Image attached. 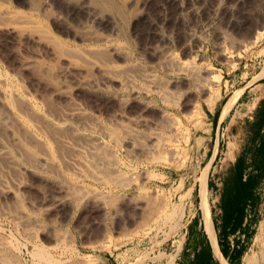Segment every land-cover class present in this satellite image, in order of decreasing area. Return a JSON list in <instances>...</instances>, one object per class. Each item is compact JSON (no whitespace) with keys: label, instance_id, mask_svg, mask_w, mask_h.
Wrapping results in <instances>:
<instances>
[{"label":"rangeland","instance_id":"374dc122","mask_svg":"<svg viewBox=\"0 0 264 264\" xmlns=\"http://www.w3.org/2000/svg\"><path fill=\"white\" fill-rule=\"evenodd\" d=\"M96 1L101 2L97 3ZM178 1L183 6L182 8H180ZM263 2L264 0H0V14L1 12L4 14V11L5 13L11 11L10 13L19 15L25 21L23 23L25 25L22 23H10L9 25L0 20V73L2 75L8 74L6 76L9 77V84L20 87L21 97L34 102L35 108L37 107L36 110L40 111L41 115L49 117V120L57 119L72 107L80 109L84 116L81 120L76 118L74 122L78 124L79 122H86L90 126H88L89 130L88 128H86L87 130H79V133L84 136H76V141H74L79 143L90 137L89 141H92L90 143H99L102 147L104 146L102 152H108L106 155L110 156L109 153L112 152L111 157L113 156L112 158L117 163L115 169L121 170L120 173L126 176H123V180L127 182L124 183L130 184L128 188L125 187L124 191L106 192L103 189L101 178L110 177L112 179L115 176L109 175L110 172L108 173L109 170L105 164L92 166L99 171H97V175H92L94 180L89 175L80 176L70 163L71 151L55 143L54 132L50 128L45 132L50 137L47 140L51 143L56 156L51 161L53 166L50 164V166L41 167L36 171L29 169L30 166L31 168L34 166V162H28L25 154L22 153V155L21 152L15 151L17 148L14 149L15 146L9 142L5 131L0 127V133H2L0 136H3L2 139L5 143L8 140L9 144L6 145L14 150L16 158L20 157L17 160L23 166L19 170L14 167L12 162L0 157V250L9 258L10 264H39L37 260L35 261L38 263L32 259L33 257H30L33 254V246L45 248L55 264H81V261L82 264H102L109 257L124 256L127 252L130 255L138 256L140 261L151 258V261L159 262L162 257L161 252H164V249L166 252H171L173 249V253L167 261V264H173L180 250L183 240L182 234L187 228L189 218L193 212L199 209V183L204 171L207 170L205 194L208 202H210L208 204L216 215H220L217 200L221 198L231 199L230 190L236 184L235 161L240 158V167H251V157H248L246 144L250 130L248 128L250 115L246 100L243 101V97H241L240 100L242 99L243 103H237V99L242 93L240 88L247 85L249 77L253 76L259 67L264 65V38L257 44L248 45L257 28L261 31L264 27ZM93 17L97 20L93 21ZM28 20L31 21L28 22ZM26 21L29 25L26 24ZM10 28H13L15 32ZM30 36L32 39L38 37V40L35 41L36 38L32 40L29 38ZM47 37L49 39L53 37L51 42L54 40L65 45L64 50L67 51L68 48V52H74L76 50L74 48H77L76 51L80 53L87 52V50L104 52L107 54L105 58L108 60L100 59V61L99 58H96L94 66H87L92 70L85 68L87 69L86 72L82 70L86 65L81 64L83 58L80 57L79 52L72 54L65 51V55L60 56L61 52L56 55L57 52L54 49L55 57L54 53L52 54L53 43ZM109 41L110 45L107 44ZM112 45L117 46L121 52L114 53ZM247 45L248 48L245 47ZM221 46L226 49V52L224 48L219 49ZM80 48H83V51ZM86 48L88 49L86 50ZM188 49L192 52L191 56L194 54L197 58L202 59L204 65L210 66L211 72L218 77V83L216 87L208 89L204 94L195 92L182 97L178 92L182 93L185 89V84H187L185 78L183 80L181 75L169 73L163 62L169 54L184 59V54L187 53ZM67 55L69 56L66 57ZM71 57L73 59L79 58V60H72ZM61 58L63 59L61 60ZM64 59L71 60V63ZM27 61L32 64L26 71L21 68V63ZM73 62L77 66L74 67ZM70 65L74 68H71ZM79 65L81 70L78 69ZM68 66H70V70ZM88 70L92 72L90 73ZM104 70H107L110 76L105 74ZM138 70H140L139 72H149L147 74H152L150 76L154 75L158 81V86H162V83L165 87L169 85L165 90H172V92L168 91L171 93L170 97L173 95L171 101L173 98L175 102H173L172 107L164 105L153 92L155 89L151 85V81L145 78L146 74L144 73L143 76V72L139 73ZM117 71L122 72L118 74ZM131 71H133L132 76ZM85 72L89 74V76L86 74V77L90 80V87L76 88L75 80L84 77ZM125 72L127 75L124 74ZM213 74L211 73V75ZM119 77L123 82L122 87ZM136 78L139 79L136 80ZM124 82L128 83H126L128 87ZM175 83L179 85L177 86ZM135 87L138 90H135ZM119 88L123 91L121 93L123 98L120 97V99H118L119 96L112 95L118 94ZM132 88L135 92L132 91ZM175 89L178 91L175 92ZM54 90H57L60 96L54 95ZM124 90L126 91L124 92ZM61 91L70 93L68 98ZM213 91L214 95L212 96L214 98L211 96L209 99L210 93ZM142 92L144 94L140 96ZM172 93H177L178 96ZM231 98H235V101L228 112L224 114V107ZM120 101L121 103H119ZM196 101L203 106L202 111L188 107V103L192 104ZM237 104L242 105L236 108ZM145 106L149 107L144 108ZM162 108H172L171 112L178 118L180 117L179 120L182 124L180 130L174 132L175 129L169 128L168 125L166 129L161 128L167 124L157 111ZM219 111H221L219 127L216 128L214 114ZM196 115L198 116L196 117ZM137 119L144 121L143 125L135 124L134 121ZM231 125H235L233 130ZM90 127L92 128L90 129ZM149 127L161 130L157 133L163 132L166 142L170 139L172 144L168 141L166 148L169 151H165L170 159L163 154L164 156H160V161L157 160V163H151L144 167L140 163L144 158L141 157L140 144L130 146L125 130L130 128L128 130L133 131L134 129L133 137L141 140ZM165 130H169V132H165ZM135 132L136 134H134ZM182 132L184 133L182 134ZM107 133H112L111 135L117 141H113V138L110 140ZM68 134L66 136L71 138L72 136ZM168 135H172V137H168ZM182 136L187 137L186 140H189V143L185 142V144L184 141L186 140ZM173 138L175 142H173ZM80 139L81 141H79ZM143 140L141 142L145 144ZM35 151H39V148L37 147ZM62 155L64 159L66 158L65 160L61 158ZM60 158L63 162H67L63 163L59 160ZM87 159L94 164L99 162L98 159L90 157ZM39 170L43 171L39 172ZM100 171L103 174L108 173V175H103ZM150 172L153 175L156 173L155 176L150 175ZM246 179H248L247 176ZM207 184L209 186L208 195L206 193ZM65 186L67 187L65 188ZM62 188L65 189L62 190ZM75 188L77 189L75 190ZM65 190L71 201L68 200L59 205L55 204L56 199L66 195ZM102 193L103 195H101ZM254 193L256 196L252 205L249 204L250 207H244L246 225L250 233H247L248 236L243 249L244 254L240 264H249L250 259L259 251L263 241L261 239L264 238V182L254 189ZM97 196L101 198L99 203L95 201ZM71 197L75 198L71 199ZM245 201V199L242 200V202ZM160 204L162 205L160 206ZM179 205L184 206V217L181 222L184 227L176 232V219H167L168 221L162 223V221L158 222V216L164 211L166 213V209L168 213L170 209ZM152 209L155 211L152 212ZM162 210L163 212H161ZM248 225L250 226L248 227ZM134 232L136 233L134 234ZM10 243L12 244L11 247L9 246ZM170 245L173 248H170Z\"/></svg>","mask_w":264,"mask_h":264},{"label":"bare ground","instance_id":"6f19581e","mask_svg":"<svg viewBox=\"0 0 264 264\" xmlns=\"http://www.w3.org/2000/svg\"><path fill=\"white\" fill-rule=\"evenodd\" d=\"M60 1V0H59ZM174 1H177V0H174ZM187 1V0H186ZM260 1V0H259ZM97 2V1H96ZM101 2V1H100ZM100 2H97V3H100ZM111 2H113V1H111ZM147 2V1H146ZM182 2V1H181ZM96 3V4H97ZM148 3V2H147ZM150 3V2H149ZM178 3H180L179 1H178ZM236 3V2H235ZM234 3V4H235ZM264 3V2H263ZM114 4V3H113ZM168 4V3H167ZM176 4V3H175ZM188 4V3H187ZM75 6V5H74ZM79 6V5H78ZM85 6V5H84ZM101 6V5H100ZM115 6V5H114ZM126 6V5H125ZM145 6V5H144ZM179 6H180V8H182L183 6L181 5V3L179 4ZM83 7V6H82ZM103 7V6H102ZM109 7V6H108ZM116 7V6H115ZM262 7V6H261ZM32 8H34V7H32ZM65 8V7H64ZM95 8V7H94ZM83 9V8H82ZM88 9V8H87ZM93 9V8H92ZM264 9V8H263ZM76 10V9H75ZM78 10V9H77ZM120 10V9H119ZM118 10V11H119ZM181 10H183V9H181ZM73 11V10H72ZM87 11H89V10H87ZM87 11H85V13H87ZM118 11H115V12H118ZM184 11V10H183ZM219 11V10H218ZM224 11V10H223ZM226 11V10H225ZM9 12V13H8ZM7 13H5V11H4V14H2L3 12H1V14H0V17H1V21L3 20V21H5L7 24H9L10 25V23H15V24H17V23H24L25 21L23 20V18L22 17H20L19 15H17V14H15V13H10L11 11H8ZM33 13V12H32ZM31 13V14H32ZM84 13V12H83ZM181 13V12H180ZM215 13V12H214ZM219 13V12H218ZM264 13V12H263ZM74 14V13H73ZM75 14H77V13H75ZM87 14H89V13H87ZM118 15H119V13H117ZM122 14V13H121ZM223 14V13H222ZM225 14V13H224ZM260 14V13H259ZM93 15V14H92ZM116 15V14H115ZM179 15H181V14H179ZM88 17V16H87ZM263 18V17H262ZM25 19V18H24ZM122 19H124L123 17H122ZM80 20V19H79ZM88 20V19H87ZM94 20H97L95 17H93V21ZM230 20V19H229ZM2 21V22H3ZM31 21V20H30ZM29 20H28V22H30ZM33 21V20H32ZM90 21V20H89ZM92 21V20H91ZM112 21V20H111ZM27 21H26V24H28L29 25V23H28ZM225 22V21H224ZM5 23V24H6ZM258 23V22H257ZM237 24V23H236ZM262 24H263V22H262ZM4 25V24H3ZM20 26H21V24H19ZM23 25H25V24H23ZM31 25V24H30ZM37 25V24H36ZM11 26H14V25H11ZM18 26V25H17ZM38 26V25H37ZM235 26H237V25H235ZM264 26V25H263ZM113 27V26H112ZM219 27V26H218ZM245 27V26H244ZM260 27V26H259ZM114 28V27H113ZM234 28V27H233ZM257 28V27H256ZM262 28V27H261ZM6 29H7V27H6ZM10 29H12V31H14V29L13 28H10ZM118 29V28H117ZM37 30V29H36ZM36 30H35V32H36ZM116 30V29H115ZM260 29L259 28H257V30L255 31V33H254V35H253V38H252V41L250 42V43H248V45L249 46H252V45H254V44H257L258 42H260L263 38H264V27H263V29L261 30V31H259ZM8 31V30H7ZM29 31H32V30H29ZM44 31V30H43ZM47 31V30H46ZM15 32V31H14ZM23 32H25L24 30H23ZM27 32V31H26ZM33 32H34V30H33ZM37 32H38V30H37ZM41 32V31H40ZM119 32V31H118ZM17 34V33H16ZM32 34V33H31ZM45 34V33H44ZM15 35V34H14ZM38 35V34H37ZM48 35V34H47ZM89 35V34H88ZM92 35V34H91ZM252 35V34H251ZM32 36V35H31ZM29 37V38H31L32 39V37ZM36 36V35H35ZM122 36V35H121ZM26 37V36H25ZM51 37V36H50ZM36 38V37H35ZM35 38L34 39H32V40H35ZM38 38V37H37ZM36 38V40L35 41H37L38 39ZM48 38V37H47ZM88 38H89V36H88ZM49 39V38H48ZM51 39H53V37L51 38ZM51 39H49L50 40V42H51ZM224 39V38H223ZM225 40V39H224ZM224 40H222V41H224ZM106 41V40H105ZM104 41V42H105ZM63 42V41H62ZM97 42V41H96ZM51 43H53L52 44V49H53V52H52V54L54 53V56H55V52H54V49L56 50V52H57V54L56 55H58L60 52H61V54H59L60 56H64L65 55V51L66 50H64V48H65V45H63V44H61L60 42H58V41H52ZM107 44L108 45H110V41L109 42H107ZM106 44V45H107ZM112 44V43H111ZM222 45H223V43H221ZM50 45V44H49ZM64 47H63V46ZM122 45V44H121ZM245 46L246 48H248L249 46ZM69 46V45H68ZM88 46V45H87ZM91 46V45H90ZM113 46V45H112ZM111 46V47H112ZM116 46V45H115ZM93 47V46H92ZM91 47V48H92ZM97 47V46H96ZM95 47V48H96ZM98 47H101V46H98ZM70 48V47H69ZM94 48V47H93ZM109 48V47H108ZM113 48V51H114V53L115 52H121L120 50H119V48L116 46V47H112ZM221 48H224V47H220L219 49H221ZM232 48V47H231ZM74 49H76L77 50V48H74ZM79 49V48H78ZM80 49H82L81 51H83V48H80ZM88 48H86V50H87ZM185 49V48H184ZM244 49V48H243ZM59 50V51H58ZM70 50H72V49H70ZM76 50H74V52L72 51V52H70V53H74V54H76L77 52H79V51H76ZM84 50H85V48H84ZM99 50V49H98ZM102 50V49H101ZM104 51H105V49H103ZM108 50V49H107ZM186 50H187V48H186ZM224 50H225V52H226V49L224 48ZM234 50V49H233ZM247 50V49H246ZM235 51V50H234ZM68 52V48H67V51H66V53ZM68 52V53H69ZM107 52V51H106ZM109 52V51H108ZM80 53V52H79ZM111 53V52H110ZM191 53L192 52H190V49H188V51H187V53H185L184 54V59H180V58H178L177 56H175L174 54H169V55H167V57H166V59H165V61L163 62L164 64H165V66H166V70L169 72V73H172V74H177L178 76H182V78H183V80H184V78H185V81H186V83L187 84H185L186 85V87H184L185 89L182 91V93H180V92H178L180 95H182V97L183 96H187V95H189V94H194L195 92H200L201 94L203 93H205V92H207V90L208 89H210V88H213V87H216V84L218 83V77H216V76H214L215 74H213V72H211V69H210V66L209 65H204V62L202 61V59H200V58H197V56H194V54L191 56ZM64 54V55H63ZM81 54V56L80 57H82L83 58V62L81 61V64L82 63H84L85 65H86V67H84V69H82V70H85L86 72H87V69H90V70H92L91 68H87V66H89V67H92V66H94L95 64H96V58H99L98 60H100V59H102V60H108L107 58H105V56L107 55L106 53H104V52H98V51H88L87 50V52L86 51H84L83 53L81 52L80 53ZM83 54V55H82ZM77 55H79V54H77ZM116 55V54H115ZM226 55V54H225ZM60 56H59V58H60ZM69 55H67L66 57H68ZM76 56V55H75ZM223 56H224V54H223ZM228 56V55H227ZM56 57V56H55ZM110 57V56H109ZM229 57V56H228ZM76 58V57H75ZM73 59L72 57H71V59L72 60H79V58L78 59ZM128 58V57H127ZM230 59H231V57H229ZM228 58V59H229ZM57 59H58V57H57ZM63 58H61V60H62ZM64 60H67V59H64ZM111 60V59H110ZM227 60V59H226ZM59 61V60H58ZM68 62H70L71 63V60L69 61V59L67 60ZM101 61V60H100ZM127 61H128V59H127ZM78 62V61H77ZM106 62V61H105ZM110 62V61H109ZM100 63V62H99ZM102 63V62H101ZM100 63V64H101ZM107 63H108V61H107ZM162 63V64H163ZM30 64H32L31 62H29V61H27V62H22L21 63V68H23V69H27V68H29V66H31ZM74 64V65H73ZM73 66L75 67V66H77V65H75V63L73 62ZM104 64H106V63H104ZM72 65H70V66H72ZM109 65V64H108ZM112 65V64H111ZM70 66H68V68L70 67ZM71 67V68H74V67ZM79 67V68H78ZM77 68L78 69H80L81 70V68H80V65L78 66ZM129 68H130V66H128ZM85 68H87V69H85ZM133 68H135V67H133ZM137 68V67H136ZM163 68V67H162ZM212 68V67H211ZM97 69H98V67H97ZM101 69H104V68H101ZM100 69V70H101ZM69 70H70V68H69ZM96 70V69H95ZM99 70V69H98ZM97 70V71H98ZM133 70V69H132ZM164 70V69H163ZM213 70V69H212ZM27 71V70H26ZM89 71V70H88ZM110 71V70H109ZM112 71V70H111ZM114 71V70H113ZM119 71V70H118ZM117 71V72H118ZM126 71H128V73H130L129 72V70H127L126 69ZM137 71V70H136ZM140 70H138V72H139ZM68 72V71H67ZM75 72V71H74ZM85 72V76L84 77H80L79 79H77V80H75L76 81V85H75V87L76 88H83V87H85V86H89V85H91L90 84V80L88 79V77H86L87 75L86 74H88V73H86ZM90 72V71H89ZM92 72V71H91ZM90 72V73H91ZM122 72V71H121ZM121 72H118V74L119 73H121ZM143 71H141V72H139V73H142ZM163 72V71H162ZM103 73V72H102ZM104 73L105 74H107V75H109L110 76V74H109V72H107V70H104ZM127 72H125L124 74H126ZM145 72H143V76L145 75V78H147V79H149L150 81H151V85H153V87H154V89H155V91H153V92H155L156 93V95L159 97V99L164 103V105H166L167 107H172L173 106V104L175 103L173 100V98H172V101H171V97L173 96H171L170 97V95H171V93H168V91L169 90H165V89H167L166 87L168 86L169 87V85H167L166 87L163 85V83L161 84L162 86H158L159 84H158V81H157V79H155V76L153 77V76H150V75H152V74H150V75H148L147 73H149V72H147V73H145ZM211 73L213 74V75H211ZM63 74H64V72H63ZM74 74V73H73ZM116 74V73H115ZM132 74H133V71H131V76H132ZM171 74V75H172ZM6 75H8V74H6ZM6 75H2L1 73H0V127L1 128H3V131H5V135H7V137L9 138V142H11V144L12 145H14L15 147H14V149L15 148H17V150H15V151H19V152H21V154L23 153V154H25L26 155V159H27V161L28 162H34V166L31 168V166H30V168L29 169H32V170H38L39 168H41V167H46V166H50V164L52 165V163H51V161L56 157L55 156V154H54V152H53V150H52V145H51V143L47 140V138L49 139L50 137L47 135L48 133H46L45 132V130L47 131V129L48 128H50V129H52L53 130V132H54V138L53 139H55L56 140V144L58 143L59 145H61L62 146V148L64 147V148H67V149H69L70 151H71V156H70V154H69V160H70V163H71V165L74 167V170H76L78 173H79V175L80 176H92V175H97V173L99 172L98 171V169L97 168H95V167H92V166H96V165H102L103 166V164H105L106 166H107V169L109 170L108 171V173H109V175H113V176H115V177H112V179L109 177V178H104V179H102L101 177V182H102V184H103V189L106 191V192H108V193H112L113 191H124L125 190V187L126 188H128L129 186H130V184L128 183V184H126L127 182L126 181H124L123 180V176H125V175H122L121 173H120V171L119 170H116L115 169V167H116V162H115V159L114 158H112L111 157V153H109L110 154V156L109 155H106V153H108V152H106V153H104V152H102V150H104V146L102 147V145L101 144H93V143H90V142H92L91 140L89 141V138L87 139L86 137V140H84L83 142H79V143H77V142H75L76 140H75V137L76 136H81V137H83L84 135H82V134H80L79 133V130H81V129H86V128H88V130H89V127L88 126H90V125H88L86 122H79V124L78 123H76V122H74L75 120H76V118L77 119H79L80 118V120H81V118L84 116L83 115V113H82V111L80 110V109H78V108H75V107H72L71 109H69L64 115H62V116H59L57 119H55V120H49L48 118H47V116L45 115H41L37 110H36V108H35V104H34V102H32L30 99H26V98H24V97H21V89H20V87H17V86H12V84H9V77L8 76H6ZM82 75V74H81ZM103 75V74H102ZM127 75V74H126ZM62 76V75H61ZM88 76H89V74H88ZM130 76V75H129ZM63 77V76H62ZM112 77H114V76H112ZM171 77V76H170ZM130 78V77H129ZM144 78V79H145ZM154 78V79H153ZM118 79H120V84H121V87H122V83L123 82H121V78L119 77ZM137 79H139V78H136V80ZM162 79V78H161ZM72 80V79H71ZM110 80V79H109ZM122 80H123V78H122ZM149 80H147L148 82H150ZM165 80V79H164ZM176 80H177V78H176ZM157 81V82H156ZM138 82V81H137ZM181 82V81H180ZM125 83V85H126V83L127 82H124ZM171 83H173V82H171ZM182 84H183V82H181ZM180 83V84H181ZM128 84V83H127ZM148 84V83H147ZM146 84V85H147ZM169 84V83H168ZM175 84H177V83H175ZM174 84V85H175ZM181 84V85H182ZM130 85V84H129ZM140 85V84H139ZM179 84H177V86H178ZM73 86V85H72ZM127 86V85H126ZM134 86H137V85H134ZM145 86V85H144ZM176 86V85H175ZM182 86H184V85H182ZM90 87V86H89ZM128 87V86H127ZM141 87H143V86H141ZM145 87H147V86H145ZM171 87V86H170ZM85 88H87V87H85ZM92 88V87H91ZM107 88V87H106ZM130 88H131V85H130ZM174 88V87H173ZM178 88V87H177ZM176 88V89H177ZM180 88V87H179ZM61 89V88H60ZM104 89H105V87H104ZM120 89V90H119ZM118 90V94H112V95H114L115 97L116 96H119V98L118 99H120V97H122V90H121V88H119ZM137 88L135 87V90H136ZM151 89V88H150ZM153 89V88H152ZM175 89V90H176ZM128 90V89H127ZM134 90V88H132V91ZM135 90H134V92H135ZM138 90V89H137ZM144 90V89H143ZM142 90V91H143ZM148 90V89H147ZM147 90H145L146 91V93H147ZM180 90V89H179ZM181 90H182V87H181ZM219 90V89H218ZM217 90V91H218ZM60 91V90H59ZM96 91V90H95ZM126 90H124V92H125ZM140 91V90H139ZM171 92H172V90H170ZM169 91V92H170ZM178 90H176L175 92H177ZM54 95L55 94H57V95H59L58 93V91L57 90H54ZM62 93H64L63 91H61ZM128 92V91H127ZM144 92V91H143ZM142 92V94L140 95V96H142L144 93ZM152 92V93H153ZM174 92V91H173ZM174 92V93H175ZM109 93V92H108ZM117 93V92H116ZM139 93V92H138ZM137 93V94H138ZM174 93H172V94H174ZM65 94L67 95V98H68V94H70V93H64V96H65ZM211 94V95H210ZM209 95V99H210V97L212 96V95H214V91L213 92H211ZM216 94H218V93H216ZM216 94H215V98H216ZM23 95V94H22ZM124 95V94H123ZM127 95V94H126ZM139 95V94H138ZM149 95V94H148ZM174 95H177V93L176 94H174ZM24 96V95H23ZM60 96V95H59ZM63 96V95H62ZM106 96H109V95H106ZM146 96V95H145ZM178 96V95H177ZM177 96H176V98H177ZM126 97V96H125ZM152 97V96H151ZM213 97V96H212ZM112 98V97H111ZM123 98V97H122ZM174 98H175V96H174ZM214 98V97H213ZM136 99V98H135ZM139 99H140V97H139ZM138 99V100H139ZM154 99V98H153ZM207 99H208V97H207ZM65 100V99H64ZM137 100V99H136ZM118 101V100H117ZM124 101V100H123ZM131 101V100H130ZM133 101V100H132ZM234 101H235V98H231V99H229V101L227 102V104L225 105V107H224V114L225 113H227L228 112V110L231 108V106L233 105V103H234ZM47 102V101H46ZM45 102V103H46ZM128 102V101H127ZM138 102V101H137ZM140 102V101H139ZM146 102V101H145ZM174 102V103H173ZM211 102V101H210ZM119 103H121V101L119 102ZM123 104V103H122ZM147 104V103H146ZM148 104H149V101H148ZM147 104V105H148ZM44 105V104H43ZM38 106V105H37ZM40 106V105H39ZM45 106V105H44ZM47 106V105H46ZM124 106V105H123ZM139 106V105H138ZM187 106V105H186ZM48 107V106H47ZM149 106H145L144 108H148ZM188 107H190L191 109H193V110H197V111H202L203 110V106L202 105H200V104H198L197 103V101L196 102H194V103H192V104H190V103H188ZM209 107V106H208ZM46 108V107H45ZM123 108V107H122ZM152 108V107H151ZM210 108V107H209ZM49 109H50V107H49ZM121 109V108H120ZM153 109V108H152ZM172 109V108H171ZM171 109H158L157 111H159V114L161 115V118L162 119H165V121H166V126H162L161 128L162 129H166V127H167V125H168V127L169 128H171V127H173V128H171V129H175V131L174 132H176L178 129L180 130V128H181V122H180V120H179V118L174 114V113H172L171 112ZM39 110V109H38ZM188 110V109H187ZM46 111V110H45ZM50 111V110H49ZM145 111V110H144ZM143 111V112H144ZM150 111V110H149ZM153 112V111H152ZM156 112V111H155ZM46 113H47V111H46ZM120 113V112H119ZM147 113V112H146ZM158 113V112H157ZM191 113H193V112H191ZM195 113V112H194ZM50 114H52V113H50ZM190 114V113H189ZM223 114V113H222ZM149 115V114H148ZM154 115V114H153ZM186 115H188V114H186ZM185 115V116H186ZM192 115V114H191ZM198 115H201V114H198ZM198 115H196V117L198 116ZM53 116V115H52ZM137 116V115H136ZM158 116V115H157ZM190 116V115H189ZM222 116V115H221ZM119 117V116H118ZM127 117V116H126ZM125 117V118H126ZM131 117V116H130ZM139 117V116H138ZM191 117V116H190ZM133 118V117H132ZM222 118H223V116H222ZM136 119V118H135ZM148 119V118H147ZM157 119V118H156ZM188 119V118H187ZM190 119V118H189ZM188 119V120H189ZM115 120V119H114ZM130 121H131V119H129ZM134 120V119H133ZM149 120V119H148ZM186 120V119H185ZM124 121V120H123ZM161 121H164V120H161ZM160 121V122H161ZM97 122V121H96ZM135 122V124L136 123H138V124H142L144 121H142V120H140V119H137L136 121H134ZM159 122V121H158ZM95 123V122H94ZM120 123V122H119ZM197 123V122H196ZM97 124V123H96ZM116 124V123H115ZM156 124H157V122H156ZM155 124V125H156ZM143 125V124H142ZM200 125V124H199ZM198 125V126H199ZM104 126V125H103ZM115 126V125H114ZM119 126V125H118ZM122 126V125H121ZM198 126H197V128H198ZM122 127H124V126H122ZM155 127V126H154ZM92 127H90V129H91ZM97 128V127H96ZM95 128V129H96ZM104 128V127H103ZM114 129V128H113ZM118 129V128H117ZM123 129V128H122ZM128 129H130V128H128ZM125 130V135H126V137H127V142L130 144V146L131 145H138V144H140V146H139V148H140V151H141V157H144V158H142L143 160L140 162L141 163V165H144V167L145 166H147V165H149V164H151V163H157V160L158 161H160L159 159H160V156H162L163 154L165 155V157L167 156L168 157V155H167V151H169L166 147L168 146L167 145V143H168V141L170 142V139L169 140H167V142H166V139H164L165 137H164V133L163 132H161V133H157V131H161V130H158V129H151L150 127L147 129V133H145L144 132V137L142 138L141 137V140H143L144 142H145V144L143 143V142H141V140H140V138H139V140H138V138H136V137H133V131H134V129H133V131H131V130ZM151 129V130H150ZM160 129V128H159ZM171 129H170V131H171ZM200 129V128H199ZM1 130V129H0ZM87 130V129H86ZM94 130V129H93ZM98 130V129H97ZM102 130V129H101ZM155 131V132H153V131ZM91 131V130H90ZM99 131V130H98ZM111 131V130H110ZM116 131V130H115ZM119 131H121V129L119 128ZM136 131V130H135ZM83 132V131H82ZM81 132V133H82ZM100 132V131H99ZM117 132V131H116ZM122 132H124L123 130H122ZM137 132V131H136ZM136 132L134 133V134H136ZM165 132H169V130L168 131H166L165 130ZM70 134V136H72L71 138H69V137H67L66 136V134ZM84 133V132H83ZM100 133H102V132H100ZM115 133V132H114ZM179 133H180V131H179ZM184 132H182V134H183ZM186 133V132H185ZM0 134H2V133H0ZM68 134V135H69ZM85 134V133H84ZM108 135H109V137H110V140H111V138H113V136L110 134V133H107ZM124 134V133H123ZM172 134H174V133H172ZM50 135V134H49ZM53 135H50V136H53ZM86 135V134H85ZM107 135V136H108ZM124 135V136H125ZM115 136V135H114ZM140 136V135H139ZM166 137H167V135H165ZM183 136H185V135H183ZM182 136V138H184V140H186V138L185 137H183ZM3 137V136H2ZM2 137L0 136V157H2V158H5L6 160H8V161H10V162H12L15 166V168H18L19 170H21L22 168H23V166H22V164L17 160V159H19L20 157H17L16 158V156H15V153H14V150L12 149V148H9L7 145L9 144V142H7L6 141V143H5V141H3V139H2ZM5 137V136H4ZM7 137H5V138H7ZM105 137V136H104ZM168 137H172V135L170 136V135H168ZM179 137H181V136H179ZM52 138V137H51ZM78 138V137H77ZM123 138V137H122ZM84 139V138H83ZM109 139V138H108ZM114 140L113 141H115V138H113ZM118 139H120V138H118ZM176 139V138H175ZM75 140V141H74ZM78 140V139H77ZM93 140V139H92ZM173 140H174V138H173ZM79 141H81V139L79 140ZM103 141V140H102ZM117 141V140H116ZM115 141V142H116ZM119 141V140H118ZM95 142V141H94ZM173 142H175V140L173 141ZM189 143V140H186V141H184V143ZM8 143V144H7ZM123 143V142H122ZM125 143H126V141H125ZM171 143V142H170ZM178 143V142H177ZM185 143V144H186ZM7 144V145H6ZM127 144V143H126ZM172 144V143H171ZM116 145H119V144H116ZM143 145V147H141ZM17 146V147H16ZM129 146V147H130ZM12 147V146H11ZM37 147L39 148V151H35V150H37ZM121 147V146H120ZM170 147V146H169ZM173 147V146H172ZM171 147V148H172ZM55 148V147H54ZM119 148V147H118ZM35 149V150H34ZM61 149V148H60ZM167 149V150H166ZM55 150H57V149H55ZM69 150H67V151H69ZM122 150V149H121ZM135 150V149H134ZM173 151H174V149H172ZM175 150H176V148H175ZM62 151V150H61ZM69 151V152H70ZM166 151V152H165ZM171 151V150H170ZM57 152H58V150H57ZM56 152V153H57ZM126 152V151H125ZM124 152V153H125ZM176 152V151H175ZM174 152V153H175ZM59 153H60V151H59ZM65 153V152H64ZM63 153V154H64ZM123 153V154H124ZM166 153V154H165ZM16 154H18V153H16ZM20 154V155H21ZM22 154V155H23ZM113 154H114V152H113ZM129 154V153H128ZM144 156H143V155ZM61 155V154H60ZM65 155V154H64ZM163 155V156H164ZM66 156H67V154H66ZM114 156H115V154H114ZM140 156V155H139ZM57 157L59 158V155H57ZM61 157V156H60ZM88 157H90V158H92V159H98V163H91L87 158ZM133 157V156H132ZM173 157V156H172ZM171 157V158H172ZM58 158H57V160H58ZM61 158H63V160H65L64 159V157H63V155H62V157ZM59 159V160H61L62 162H63V160L62 159ZM169 158V157H168ZM161 159H163V158H161ZM164 159H166V158H164ZM170 159V158H169ZM91 160V159H90ZM135 160V159H134ZM137 160V159H136ZM122 161V160H121ZM161 161H166V160H161ZM28 162H25V163H27L28 164ZM67 162V161H66ZM66 162H63V163H66ZM96 162V161H95ZM125 162V161H124ZM137 162V161H136ZM169 162V161H168ZM31 164V163H30ZM54 164V163H53ZM57 164H60V162H57ZM93 164V165H92ZM12 165V164H11ZM54 165H56V164H54ZM65 165V164H64ZM28 166V167H29ZM53 166V165H52ZM61 166V165H60ZM67 166V165H66ZM134 166V165H133ZM57 167V166H56ZM64 167V166H63ZM140 167V166H139ZM25 168V167H24ZM71 168V167H70ZM106 168V167H105ZM73 169V168H72ZM100 169V168H99ZM106 169V170H107ZM143 169V168H142ZM175 169H177V168H175ZM28 170V169H27ZM71 170V169H70ZM29 171V170H28ZM31 171V170H30ZM40 171H43V170H39V172ZM98 171V172H97ZM103 171H104V169H103ZM24 172V171H23ZM58 172V171H57ZM61 172V171H60ZM100 172H102V171H100ZM106 172V171H105ZM104 172V173H105ZM122 172V171H121ZM143 172V171H142ZM34 173V172H33ZM69 173V172H68ZM71 173V172H70ZM108 173L107 174H103V172L101 173V174H103V175H108ZM147 173V172H146ZM151 173V172H150ZM39 174V173H38ZM37 174V175H38ZM57 174V173H56ZM156 174V173H155ZM155 174L153 175V173H151L150 175H152V176H155ZM204 175L202 176V178H201V182L199 183V185H200V201H199V210H200V212H201V215H202V219H203V221H204V223H205V227H206V230H207V232L209 233V236H210V239L212 240L213 239V234H212V230H211V220H210V211H209V205H208V200H207V196H206V194H205V181H206V179H207V170L206 171H204V173H203ZM41 175V174H40ZM50 175V174H49ZM150 175H149V177H150ZM157 175H158V173H157ZM41 176H43V175H41ZM45 176V175H44ZM54 176V175H53ZM146 176V175H145ZM93 177V176H92ZM99 177V176H98ZM126 177V176H125ZM77 178V177H76ZM134 178V177H133ZM51 179V178H50ZM95 178L93 177V180H94ZM125 179V178H124ZM127 179H128V181H129V178L127 177ZM126 179V180H127ZM71 180V179H70ZM140 180V179H139ZM148 180V179H147ZM67 181V180H66ZM142 181H144V180H142ZM54 182V181H53ZM71 182V181H70ZM99 182V181H98ZM124 182H126V183H124ZM58 183V182H57ZM67 183V182H66ZM101 184V185H102ZM61 185V184H60ZM88 185V184H87ZM133 185V184H132ZM62 186V185H61ZM69 186V185H68ZM74 186V185H73ZM73 186H72V188H73ZM81 186V185H80ZM63 187V186H62ZM67 186H65V188H66ZM75 187V186H74ZM77 187V186H76ZM87 187V186H86ZM139 187V186H138ZM65 188H62V190L63 189H65ZM80 188H82V187H80ZM94 188V187H93ZM102 188V187H101ZM147 188V187H146ZM61 189V188H60ZM60 189H59V191H60ZM77 188H75V190H76ZM68 190V189H67ZM78 190H79V186H78ZM103 190V191H104ZM66 191V190H65ZM104 191V192H105ZM88 192H89V190H88ZM98 192V191H97ZM133 192V191H132ZM79 193V192H78ZM82 193V192H81ZM84 193V192H83ZM119 193V192H118ZM129 193V192H128ZM150 193V192H149ZM66 195H64V196H61V197H59L58 199H56V201H55V204H57V205H59V204H62V203H64V202H66V201H68V200H70V196L67 194V191H66V193H65ZM72 194V193H71ZM88 194V193H87ZM99 194V193H98ZM80 195V194H79ZM86 195V194H85ZM97 195V194H96ZM101 195H103V193L101 194ZM100 195V196H101ZM107 195V194H106ZM118 195V194H117ZM137 195H139V194H137ZM73 196V195H72ZM80 196H83V195H80ZM89 196V195H88ZM92 196V195H91ZM91 196H90V198H91ZM105 196V195H104ZM112 196V195H111ZM129 196V195H128ZM147 196V195H146ZM145 196V197H146ZM149 196V195H148ZM93 197H95V196H93ZM123 197V196H122ZM155 197H157V196H155ZM72 198H75V197H71V199ZM82 198V197H81ZM103 198V197H102ZM108 198L110 199V197L108 196ZM113 198V197H112ZM115 198V197H114ZM117 198V197H116ZM142 198V197H141ZM161 198V197H160ZM164 198V197H163ZM144 199V198H143ZM154 199H157V198H154ZM158 200V199H157ZM71 201V200H70ZM80 201H81V199H80ZM95 201L97 202V203H99L100 201H101V198L100 197H98L97 196V198H95ZM104 201V200H103ZM107 201H110V200H107ZM112 201V200H111ZM133 201V200H132ZM131 201V202H132ZM150 201V200H149ZM79 202V201H78ZM114 202V201H113ZM118 202H119V200H118ZM118 202H116L117 204H118ZM135 202V201H134ZM146 202H147V200H146ZM152 202V201H151ZM52 203V202H51ZM80 203V202H79ZM102 203V202H101ZM115 203V204H116ZM123 203V202H122ZM156 203H157V201H156ZM75 204V203H74ZM104 204V203H103ZM176 204V203H175ZM54 205V204H53ZM105 205V204H104ZM103 205V206H104ZM128 205V204H127ZM162 204H160V206H161ZM50 206V205H49ZM107 206V205H106ZM158 207V206H157ZM51 208V207H50ZM94 208V207H93ZM101 208H102V204H101ZM110 208V207H109ZM130 209V208H129ZM131 209H132V207H131ZM140 209V208H139ZM163 209V208H162ZM100 210V209H99ZM109 210V209H108ZM111 210V209H110ZM153 210V209H152ZM159 210V209H158ZM127 211V210H126ZM130 211V210H129ZM143 211V210H142ZM155 211V209L152 211V212H154ZM108 212V211H107ZM116 212V211H115ZM131 212H132V210H131ZM139 212V211H138ZM161 212H163V210L161 211ZM159 214H160V210H159V212H158ZM110 214V213H109ZM113 214V213H112ZM111 214V215H112ZM136 215H137V213H135ZM158 214V215H159ZM131 215V214H130ZM129 215V216H130ZM147 215V214H146ZM151 215H153V214H151ZM110 216V215H109ZM134 216V215H133ZM140 216V215H139ZM155 216V215H154ZM183 217H184V206L183 205H179V206H177V207H175V208H172V209H170L169 211H168V213H167V209H166V213H165V211L163 212V213H161L159 216H158V218H159V220L158 219H156V220H158V222L159 221H162V223L164 222V221H166L167 219L169 220V219H176L177 220V223H176V232H178V230L179 229H181L182 227H184L183 226V224L181 223L182 222V219H183ZM102 218V217H101ZM134 218V217H133ZM119 219V218H118ZM147 219V218H146ZM152 219H154V218H152ZM136 220V219H135ZM141 220V219H140ZM155 220V221H156ZM167 220V221H168ZM150 221V220H149ZM154 221V220H153ZM119 223V222H118ZM136 223V222H135ZM152 223V222H151ZM150 223V224H151ZM154 224V223H153ZM39 226V225H38ZM41 226V225H40ZM122 226V225H121ZM139 226V225H138ZM164 226V225H163ZM162 226V227H163ZM168 226V225H167ZM170 226H172V225H170ZM131 227H133V226H131ZM169 227V226H168ZM41 228V227H40ZM152 228V227H151ZM125 229V228H124ZM169 229V228H168ZM168 229H167V231H168ZM38 230V229H37ZM39 231V230H38ZM132 231V230H131ZM25 232V231H24ZM137 232V231H136ZM136 232H134V234L136 233ZM146 232V231H145ZM170 232V231H169ZM173 232V231H172ZM28 233V232H27ZM31 233V232H30ZM36 233V232H35ZM124 233H125V230H124ZM157 233V232H156ZM121 234V233H120ZM119 234V235H120ZM123 235V234H122ZM162 236H163V234H162ZM167 236V235H166ZM165 236V237H166ZM164 237V238H165ZM30 239V238H29ZM34 240V239H33ZM97 240V239H96ZM109 240V239H108ZM166 240V239H165ZM261 240H263L262 241V244H261V246L259 247L260 249H259V251L252 257V259H250V262H249V264H264V238L263 239H261ZM35 241V240H34ZM60 241V240H59ZM63 241V240H62ZM159 241V240H158ZM214 241V240H213ZM215 242V241H214ZM61 243V242H60ZM158 243V242H157ZM56 244V243H55ZM63 244V243H62ZM11 243L9 244V246L11 247ZM61 245V244H60ZM154 245V244H153ZM215 245V244H214ZM15 246V245H14ZM62 246H64V245H62ZM90 246H91V244H90ZM106 246V245H105ZM3 247V246H2ZM107 247H108V245H107ZM13 248H16V247H13ZM23 248V247H22ZM98 248V247H97ZM96 248V249H97ZM118 248V247H117ZM53 249V248H52ZM65 249H67V248H65ZM216 249V248H215ZM57 250V249H56ZM64 250V249H63ZM62 250V251H63ZM215 251V250H214ZM33 254H32V256H30L32 259H34V261L35 260H37L38 262H39V264L41 263V262H44L43 264H55V261L52 259V257L48 254V252L45 250V248H43V247H40V246H33ZM70 252V251H69ZM216 252H217V250H216ZM3 252L0 250V264H10V260H8L9 258H7V256H5V253L4 254H2ZM11 253V252H10ZM26 253V252H25ZM76 256V255H75ZM16 257V256H15ZM14 260H16L15 258H14ZM220 260V259H219ZM13 261V260H12ZM12 261H11V263H12ZM37 261H35L36 263H38ZM17 262V261H16ZM60 262H63V261H60ZM85 263V262H84ZM13 264V263H12ZM16 264V263H15ZM18 264V263H17ZM60 264V263H59ZM79 264V263H78ZM81 264H82V261H81Z\"/></svg>","mask_w":264,"mask_h":264},{"label":"crops","instance_id":"0c3cea01","mask_svg":"<svg viewBox=\"0 0 264 264\" xmlns=\"http://www.w3.org/2000/svg\"><path fill=\"white\" fill-rule=\"evenodd\" d=\"M240 89H242V93L238 97L237 103H243L246 100L248 114L250 115L248 117V120H250L248 128L250 130L248 131L246 144L248 157H251V167H240V158H238V166L234 168L237 171L236 175L240 174L242 176V182L240 184L236 182L230 190L231 199L220 197L222 200H217L220 215H216L215 211L209 206L212 240L206 230L200 210L198 209L191 214L187 228L182 234L183 240L180 250L173 264H240L242 260L245 241L250 232L247 229L246 217L244 214L239 215L240 213L236 209L241 206L250 207L249 204L252 205V201L255 200L256 196L254 189L264 182V65L259 67L258 71L249 77L247 85L242 86ZM241 97H243V101L240 100ZM241 105L237 104L236 108ZM220 114L221 111L218 112L216 118V128L219 127ZM231 127L233 130L235 125H231ZM246 176L249 182L253 183V186L243 184ZM208 192L209 186L207 184V195ZM242 192H246L247 196H238ZM243 199L246 201L242 202ZM208 203L210 204V202ZM247 203L248 205H246ZM170 248H173V246L170 245ZM172 253L173 249L171 252H166V249H164V252H161L160 261L153 262L150 260L151 258L140 261L138 256L130 255L127 252L124 256L109 257L102 264H167Z\"/></svg>","mask_w":264,"mask_h":264},{"label":"trees","instance_id":"16d2710c","mask_svg":"<svg viewBox=\"0 0 264 264\" xmlns=\"http://www.w3.org/2000/svg\"><path fill=\"white\" fill-rule=\"evenodd\" d=\"M217 115H218V112H216L215 114H214V118H217ZM238 166V160H236L235 161V163H234V167H237ZM235 181L237 182V183H239L240 184V182H242V176L239 174V175H236L235 176ZM243 184L244 185H246V186H249V184L251 185V186H253V183L252 182H249V180L248 179H246L244 182H243ZM249 193V192H248ZM239 195H243V196H247V193L246 192H242V193H239L238 194V196ZM236 210H238L239 211V215H243L244 214V211H245V208H244V206H241V207H237V209Z\"/></svg>","mask_w":264,"mask_h":264}]
</instances>
